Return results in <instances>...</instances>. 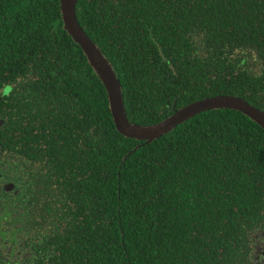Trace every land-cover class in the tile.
Returning <instances> with one entry per match:
<instances>
[{"label": "trees", "instance_id": "trees-1", "mask_svg": "<svg viewBox=\"0 0 264 264\" xmlns=\"http://www.w3.org/2000/svg\"><path fill=\"white\" fill-rule=\"evenodd\" d=\"M60 2L0 0V156L35 168L56 228L37 264H250L264 130L221 108L124 137ZM76 15L130 122L220 94L264 111V0H78Z\"/></svg>", "mask_w": 264, "mask_h": 264}, {"label": "flooded vegetation", "instance_id": "flooded-vegetation-1", "mask_svg": "<svg viewBox=\"0 0 264 264\" xmlns=\"http://www.w3.org/2000/svg\"><path fill=\"white\" fill-rule=\"evenodd\" d=\"M5 156H0V264H37L48 244L44 237L50 239L56 231L54 225L43 224L40 217L49 193L39 191L41 182H35L31 164ZM34 216L39 224L33 223ZM261 227L253 233L250 264H264V225Z\"/></svg>", "mask_w": 264, "mask_h": 264}, {"label": "water", "instance_id": "water-1", "mask_svg": "<svg viewBox=\"0 0 264 264\" xmlns=\"http://www.w3.org/2000/svg\"><path fill=\"white\" fill-rule=\"evenodd\" d=\"M78 0H61L60 8L63 27L73 41L84 52L89 65L102 81L108 96L110 112L115 127L124 137L151 142L175 129L178 125L207 110L228 108L247 116L264 130V111L253 106L245 99L233 95H216L196 100L176 109L170 116L151 125H140L128 120L121 83L108 59L101 49L80 26L76 5ZM3 120H0V126Z\"/></svg>", "mask_w": 264, "mask_h": 264}]
</instances>
